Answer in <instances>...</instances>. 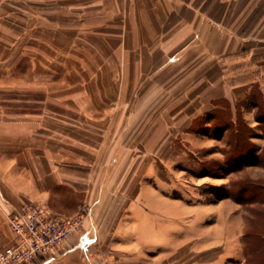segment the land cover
<instances>
[{
  "label": "crops",
  "instance_id": "1",
  "mask_svg": "<svg viewBox=\"0 0 264 264\" xmlns=\"http://www.w3.org/2000/svg\"><path fill=\"white\" fill-rule=\"evenodd\" d=\"M255 85L264 0H0V250L38 201L91 206L42 264L243 263L233 203L173 196L169 168Z\"/></svg>",
  "mask_w": 264,
  "mask_h": 264
},
{
  "label": "rangeland",
  "instance_id": "2",
  "mask_svg": "<svg viewBox=\"0 0 264 264\" xmlns=\"http://www.w3.org/2000/svg\"><path fill=\"white\" fill-rule=\"evenodd\" d=\"M243 97L233 107H225L224 100L218 99L194 122L195 131H190L195 133L194 140L178 137L184 148L170 157L179 161L169 168L178 183L170 191L175 197H187V202L227 199L233 203L226 206V210L232 208V217L226 219H232L234 238L244 241L249 230L251 241L264 246V238L252 233L264 232V203L240 201L264 196V87L255 85ZM257 259L264 264V252ZM229 261L243 264L236 256Z\"/></svg>",
  "mask_w": 264,
  "mask_h": 264
},
{
  "label": "built area",
  "instance_id": "3",
  "mask_svg": "<svg viewBox=\"0 0 264 264\" xmlns=\"http://www.w3.org/2000/svg\"><path fill=\"white\" fill-rule=\"evenodd\" d=\"M90 213L89 204L64 215L38 201L13 209L8 217L13 239L0 250V264H42L43 254L81 233Z\"/></svg>",
  "mask_w": 264,
  "mask_h": 264
},
{
  "label": "trees",
  "instance_id": "4",
  "mask_svg": "<svg viewBox=\"0 0 264 264\" xmlns=\"http://www.w3.org/2000/svg\"><path fill=\"white\" fill-rule=\"evenodd\" d=\"M264 187V183L262 185ZM241 197V196H240ZM243 203L247 204H254V203H264V196L263 198L258 197L257 195H253V197L240 199ZM253 234H257V238H264V232H252ZM260 236V237H259ZM251 233L247 230L244 234V242H245V260L243 264H261L263 260L257 259V257L264 252V246H262L259 241H251L250 239Z\"/></svg>",
  "mask_w": 264,
  "mask_h": 264
}]
</instances>
